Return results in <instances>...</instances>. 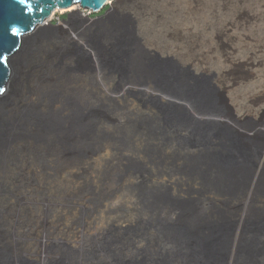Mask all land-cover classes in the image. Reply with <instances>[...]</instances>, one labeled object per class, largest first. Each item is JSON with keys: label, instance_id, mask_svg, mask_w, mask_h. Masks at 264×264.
Listing matches in <instances>:
<instances>
[{"label": "water", "instance_id": "water-1", "mask_svg": "<svg viewBox=\"0 0 264 264\" xmlns=\"http://www.w3.org/2000/svg\"><path fill=\"white\" fill-rule=\"evenodd\" d=\"M76 1L103 12L68 33L73 58L47 18ZM0 53V142L24 137L72 163L41 203L57 223L34 256L17 245L23 231L6 242L0 232V264H264V128L242 124L217 73L153 46L113 0H0ZM44 54L72 85L46 91L65 108L31 102L9 115L23 69Z\"/></svg>", "mask_w": 264, "mask_h": 264}, {"label": "rangeland", "instance_id": "rangeland-1", "mask_svg": "<svg viewBox=\"0 0 264 264\" xmlns=\"http://www.w3.org/2000/svg\"><path fill=\"white\" fill-rule=\"evenodd\" d=\"M113 5L118 10L137 13L147 41L162 52L217 73V83L225 89L242 124L264 128V0H113ZM102 12L94 13L79 5L74 10L58 11L51 21L62 29L51 33L50 39L60 42L61 51L75 58V47L66 39L68 33L79 31L88 17ZM33 70L22 71V82L13 102L22 103L19 113L29 105L21 99ZM76 86L94 87L87 81H78ZM254 136L260 138L261 132ZM23 211L26 215L30 207ZM47 216H42L41 232L52 224ZM24 217L30 220L28 214ZM23 234L17 245L34 256L40 233L36 235L29 228L23 229Z\"/></svg>", "mask_w": 264, "mask_h": 264}, {"label": "bare ground", "instance_id": "bare-ground-1", "mask_svg": "<svg viewBox=\"0 0 264 264\" xmlns=\"http://www.w3.org/2000/svg\"><path fill=\"white\" fill-rule=\"evenodd\" d=\"M78 5L80 6L79 1L67 7L56 6L47 21H51L58 11L74 10ZM50 63L51 60L44 54L42 62L33 70L31 82L25 83L21 100L40 104L44 110L54 108L62 111L65 108L63 100L53 102L47 97L46 91H50L54 86L63 91H70L72 85L69 83L67 86L59 85L55 77L48 72L47 66ZM19 103L20 100H16L9 106V115L13 116L16 113ZM40 151L45 154L43 161L39 157ZM0 160V232L4 241L10 240L9 231L13 229L23 231L28 224L38 235L41 233L43 222L41 203L47 198L54 200L59 196V187L69 179L68 172L72 163L62 156L58 149L52 150L46 145H39L36 141L14 136L0 142ZM262 201L264 202V199ZM27 207H30L29 213L27 212L30 220L24 217L27 214L25 215L23 210Z\"/></svg>", "mask_w": 264, "mask_h": 264}, {"label": "snow or ice", "instance_id": "snow-or-ice-1", "mask_svg": "<svg viewBox=\"0 0 264 264\" xmlns=\"http://www.w3.org/2000/svg\"><path fill=\"white\" fill-rule=\"evenodd\" d=\"M19 2L20 3H25L26 2V0H19ZM15 31V30H14ZM6 61H7V57H5L4 55H3V53H0V64H2V63H6Z\"/></svg>", "mask_w": 264, "mask_h": 264}, {"label": "trees", "instance_id": "trees-1", "mask_svg": "<svg viewBox=\"0 0 264 264\" xmlns=\"http://www.w3.org/2000/svg\"><path fill=\"white\" fill-rule=\"evenodd\" d=\"M97 233V232H96Z\"/></svg>", "mask_w": 264, "mask_h": 264}]
</instances>
